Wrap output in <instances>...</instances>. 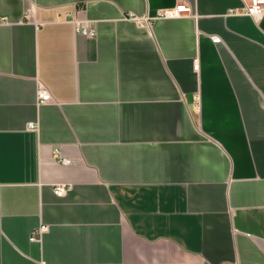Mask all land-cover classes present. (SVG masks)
I'll return each mask as SVG.
<instances>
[{
	"label": "crops",
	"instance_id": "0c3cea01",
	"mask_svg": "<svg viewBox=\"0 0 264 264\" xmlns=\"http://www.w3.org/2000/svg\"><path fill=\"white\" fill-rule=\"evenodd\" d=\"M243 7L0 0V264H264V14Z\"/></svg>",
	"mask_w": 264,
	"mask_h": 264
},
{
	"label": "built area",
	"instance_id": "2783aa9c",
	"mask_svg": "<svg viewBox=\"0 0 264 264\" xmlns=\"http://www.w3.org/2000/svg\"><path fill=\"white\" fill-rule=\"evenodd\" d=\"M244 3L243 9L238 12L236 9L228 10L227 16H238V15H245L251 18H257L264 14V0H242ZM190 13V10L184 4H178L174 8L163 10L158 14V18L161 19H174L179 18L183 15H187ZM69 21L74 25V31L77 35L83 36L85 38H95L96 37V28L92 24V22L87 20H82L79 18L71 17ZM36 99L37 104H45L51 101V95L48 90L39 85L37 87L36 92ZM28 130H36L37 126L34 124H28ZM54 160L56 163L61 165L68 164V161L65 160L58 149L53 151ZM67 188L64 185H57L54 187V194L57 197H63L67 192ZM46 229V227L41 226L36 232L32 234L30 237V241L34 242L37 241L40 234Z\"/></svg>",
	"mask_w": 264,
	"mask_h": 264
}]
</instances>
